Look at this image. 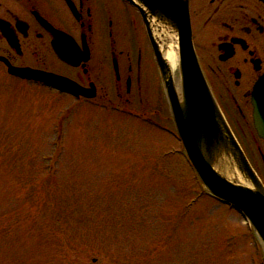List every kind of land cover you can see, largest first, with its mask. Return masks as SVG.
<instances>
[{
	"label": "rangeland",
	"instance_id": "1",
	"mask_svg": "<svg viewBox=\"0 0 264 264\" xmlns=\"http://www.w3.org/2000/svg\"><path fill=\"white\" fill-rule=\"evenodd\" d=\"M256 240L173 136L0 77V264H264Z\"/></svg>",
	"mask_w": 264,
	"mask_h": 264
},
{
	"label": "flooded vegetation",
	"instance_id": "2",
	"mask_svg": "<svg viewBox=\"0 0 264 264\" xmlns=\"http://www.w3.org/2000/svg\"><path fill=\"white\" fill-rule=\"evenodd\" d=\"M189 14L199 65L264 184V138L252 105L264 77V1L189 0ZM60 39L72 41V66L56 53ZM9 67L71 78L83 106L134 105L140 117L171 123L142 19L126 0H0V77L25 81Z\"/></svg>",
	"mask_w": 264,
	"mask_h": 264
},
{
	"label": "water",
	"instance_id": "3",
	"mask_svg": "<svg viewBox=\"0 0 264 264\" xmlns=\"http://www.w3.org/2000/svg\"><path fill=\"white\" fill-rule=\"evenodd\" d=\"M128 1L138 8L145 22L173 124L188 161L212 196L233 206L250 221L264 249V188L224 121L198 65L191 43L188 0ZM153 22L157 28L176 37L175 71L179 82L174 81L172 69L155 41ZM64 49L61 58L72 65L71 50L67 46ZM13 73L36 77L17 70ZM42 78L72 91V83L66 80ZM262 86L261 81L255 87L254 109L255 126L260 135H264ZM241 180L244 181L241 183Z\"/></svg>",
	"mask_w": 264,
	"mask_h": 264
},
{
	"label": "bare ground",
	"instance_id": "4",
	"mask_svg": "<svg viewBox=\"0 0 264 264\" xmlns=\"http://www.w3.org/2000/svg\"><path fill=\"white\" fill-rule=\"evenodd\" d=\"M170 38L171 37L168 36V38L166 39V50H164V56L170 64L171 68L174 70L176 66V54L174 51L175 45L172 44Z\"/></svg>",
	"mask_w": 264,
	"mask_h": 264
}]
</instances>
